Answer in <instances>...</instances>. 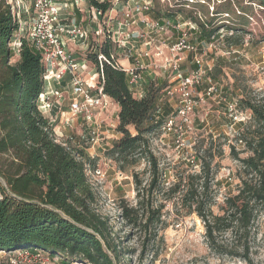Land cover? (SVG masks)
<instances>
[{
	"label": "trees",
	"instance_id": "1",
	"mask_svg": "<svg viewBox=\"0 0 264 264\" xmlns=\"http://www.w3.org/2000/svg\"><path fill=\"white\" fill-rule=\"evenodd\" d=\"M264 8V0H251ZM93 7L106 14L111 4L90 0ZM220 13V12H219ZM20 25L7 0H0V251H44L50 257L61 256L63 264H120L121 250L112 239L107 218L97 210V186L89 173L98 158L70 141H58L54 125L39 107L45 93L46 66L42 54L17 36ZM218 28L203 27L210 40ZM20 38L19 59L12 63L14 50L10 43ZM238 44L240 42H237ZM109 62L103 63L104 91L119 105L116 131L120 138L106 151L122 170L141 158L151 166L150 182L143 187L139 174L133 175L138 201L131 205L121 201V216L130 225L146 228L147 241L157 236L154 227L162 222L164 203L155 205L151 196L165 190L163 171L152 150L150 136L160 126L155 120L161 87L151 81L146 95L137 98L130 90L124 69L117 66V51L111 36L99 45ZM99 67L98 54L87 56ZM240 107L251 112L250 120L239 128L236 139L251 151L240 158L243 178L237 194L226 197L222 213L213 211L210 163L197 151L199 171L181 173L178 182L167 189L169 199L177 197L186 213L196 214L204 223L210 249L221 255L242 257L252 263L249 238L261 209H264V93L244 91ZM132 129L135 132H132ZM233 153L238 157L236 147ZM140 155L141 158L134 156ZM184 173V172H183ZM147 197V198H146ZM152 199V200H151ZM231 233L240 244L230 246L219 235ZM242 249V252H238ZM146 250H144L145 252Z\"/></svg>",
	"mask_w": 264,
	"mask_h": 264
},
{
	"label": "rangeland",
	"instance_id": "2",
	"mask_svg": "<svg viewBox=\"0 0 264 264\" xmlns=\"http://www.w3.org/2000/svg\"><path fill=\"white\" fill-rule=\"evenodd\" d=\"M98 1H107L111 4L110 10L104 16L100 17L99 11L93 7L90 0L86 1L83 10H76V21L88 30V38L85 41L74 43L70 47L78 60L95 54V50H99V45L109 34L115 39H121L122 34L117 28L118 25L127 21L132 22L135 18L170 22L175 25L193 24L194 27L189 30L190 40L198 45L200 50L198 53L204 56L206 64L212 68L211 74L200 89H205L210 82H217L220 87L219 98H210L205 106L209 114L205 115V111L200 110L195 117L194 128L189 134L196 138V145L191 151L193 156L180 153L170 139L165 138L164 142L159 139L152 141L153 152L163 171L161 181L165 190L161 193L155 190L151 198L156 206L164 203L165 207L162 211L160 225H150L147 228L149 232L157 227L156 238L149 242L146 239V228L128 224L121 216L120 208L123 200L131 205L137 204L134 174H139L143 187L150 182L151 166L148 160L136 155L135 159H141L133 165H126V169L122 170L119 163L107 157L102 148L92 151L89 144L80 141V125L73 129L68 127L64 129L62 126L65 125L66 117L64 120L59 119V122L52 123L55 130L59 132L58 141H70L74 146L85 148L88 153L99 156L97 167L104 169L106 175L101 177L92 170L89 177L90 181L97 186L96 208L104 218L108 219L113 242L122 251L120 264H250L242 257L214 253L208 245L203 221L194 213H186L181 204L176 203L177 197L169 199L166 191L178 182L181 173L185 176L190 171L195 172L196 167H194L193 160H197V151L201 158H205L210 163L214 175L211 195L214 198L213 211L216 214L222 213L221 207L226 197L230 194H237L242 179L248 177L243 171L240 158H247L251 155V151L245 145L238 143L236 136L241 126L234 125L226 104L232 100L240 104L245 89L252 95L264 93V8L251 0ZM144 2L150 3L151 9L143 11L142 14H136V6L139 3L143 5ZM204 26L206 28L219 27V31L210 39L216 42L217 49H208L203 52L202 49L210 41L203 36ZM131 29L140 32L144 29L146 37L153 40L155 51L157 46L166 50L169 41H174L180 35L173 27L168 30V34L151 31L144 28L142 22L138 26H132ZM15 40L11 46H15ZM113 43L119 59L121 61L126 59L123 48L117 46L114 41ZM142 43H140V48L144 47ZM192 57V54L186 57L189 64H191ZM18 59V52L14 50L12 63L17 62ZM90 65L93 67L92 63ZM167 80L168 74L161 71L153 81L161 87L157 105L158 108L161 107L162 112L155 115L156 120H161L163 116L173 112L176 108L175 102L170 103L163 93ZM149 86L146 87L147 91ZM239 110L244 113L248 112L240 105ZM104 118L105 127L107 126L106 128L114 135L113 121L106 115ZM132 132L135 131L132 129ZM233 146L236 147L238 157L233 153ZM121 173L124 176H121ZM219 240L230 246L240 244L229 232L219 235ZM249 244L251 264H264V209H261L254 222ZM1 252L0 254H4L3 264H13L11 260H14L15 264H63L64 260L61 256L52 258L44 251L27 255ZM13 252H19V250ZM238 252H242V249ZM71 264L86 263L78 261Z\"/></svg>",
	"mask_w": 264,
	"mask_h": 264
},
{
	"label": "built area",
	"instance_id": "3",
	"mask_svg": "<svg viewBox=\"0 0 264 264\" xmlns=\"http://www.w3.org/2000/svg\"><path fill=\"white\" fill-rule=\"evenodd\" d=\"M7 1L11 6L13 16L20 25L17 36L25 35L28 43L42 54L46 66L45 80L48 89L39 100L41 111L51 120V124L54 123L53 109L61 110L60 99L64 93H68L70 106L65 115V127L73 129L80 125V141L89 144L92 151L102 148L106 153L117 140L105 127V118L102 116L103 113H108L114 102L104 91L103 63L109 60L95 50L94 53L98 54L100 67L98 69V66L89 61L87 56L78 60L70 48L72 44L88 38V30L76 21V10H83L87 0ZM149 9H151L150 3L144 2L143 5L139 3L136 6V14H142L143 11ZM98 11L101 17L102 13ZM140 22L143 23L144 28L165 34H168V30L173 27L180 35L166 46V50L157 46L155 51L153 40L146 37L144 29L141 32L131 29L132 26H138ZM191 27L194 25H175L170 22L135 18L132 22L127 21L118 25L117 28L122 34L121 39H115L110 34L116 45L123 48L126 59L129 61L128 65H124L117 55L116 65L126 72L129 88L137 98L146 95V87L150 81H155L159 72L163 71L168 74L167 85L163 93L170 103L175 102L176 108L173 112L163 116L161 120L155 119L160 126L150 136L151 143L157 139L163 142L165 138L170 139L180 153L187 155L192 153L196 145V138L189 135L194 128L195 117L200 110L205 111V115L209 114L205 106L210 98L218 99L220 91L217 82H210L205 89H200L211 74L212 68L206 64L204 56L198 53L200 51L198 45L191 42L189 32ZM15 41V46L11 47L19 54L22 41L20 38ZM141 42L144 43V47L140 48ZM204 47L202 50L206 52L208 49H217V44L214 40H210ZM188 54H192L193 57L190 67L185 68L184 61ZM239 105L236 100L226 104L234 125H242L251 117V112L249 110L247 113L241 112ZM161 112L160 107L155 115ZM55 133L58 138L57 129ZM89 154L93 158L99 157L90 152ZM193 163L196 167L194 170L199 171L201 165L197 160H193ZM94 171L101 177L106 175V171L102 168L96 167ZM121 176H124L123 173ZM5 253L33 254L27 250L5 251ZM3 255L0 254V264H3ZM11 262L15 264L14 260Z\"/></svg>",
	"mask_w": 264,
	"mask_h": 264
},
{
	"label": "crops",
	"instance_id": "4",
	"mask_svg": "<svg viewBox=\"0 0 264 264\" xmlns=\"http://www.w3.org/2000/svg\"><path fill=\"white\" fill-rule=\"evenodd\" d=\"M173 40L169 41V44L172 42ZM155 49V48H154ZM19 54H18V58H19ZM122 64L124 65H128L129 64V61L127 59H123L122 61ZM184 67L185 68H188L190 67V64L189 62H187V60L185 59L184 61ZM149 84V82L147 83V85ZM55 86V85H53ZM48 89V88H47ZM60 104H61V110L59 111L58 109H53V120L54 121H58L59 122V119L61 120H64V117L66 115V112H68V109H69V106H70V99L68 97V93H64V96L60 99ZM119 105L114 101L113 102V106H111V112L110 110L108 111V113L110 112V114H105L103 113L102 116L106 117L109 119H111V121H113L114 123V127H115V133H114V136H115V139H119L120 138V133H118L116 131V126L118 124V113H119ZM55 123V122H54ZM57 126V125H55ZM59 129L61 128L60 126H57ZM64 129L66 128L65 125L62 126ZM107 127V126H106ZM107 130L109 131V129L107 128Z\"/></svg>",
	"mask_w": 264,
	"mask_h": 264
},
{
	"label": "water",
	"instance_id": "5",
	"mask_svg": "<svg viewBox=\"0 0 264 264\" xmlns=\"http://www.w3.org/2000/svg\"><path fill=\"white\" fill-rule=\"evenodd\" d=\"M0 181H1L4 185H6V182H5L3 179L0 178Z\"/></svg>",
	"mask_w": 264,
	"mask_h": 264
},
{
	"label": "bare ground",
	"instance_id": "6",
	"mask_svg": "<svg viewBox=\"0 0 264 264\" xmlns=\"http://www.w3.org/2000/svg\"><path fill=\"white\" fill-rule=\"evenodd\" d=\"M47 88V87H46ZM48 91V90H47Z\"/></svg>",
	"mask_w": 264,
	"mask_h": 264
}]
</instances>
